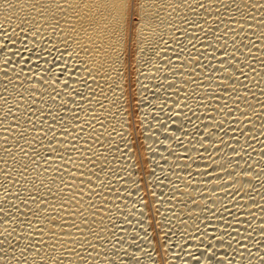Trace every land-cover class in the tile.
<instances>
[{
	"label": "bare ground",
	"instance_id": "6f19581e",
	"mask_svg": "<svg viewBox=\"0 0 264 264\" xmlns=\"http://www.w3.org/2000/svg\"><path fill=\"white\" fill-rule=\"evenodd\" d=\"M0 264H264V0H0Z\"/></svg>",
	"mask_w": 264,
	"mask_h": 264
}]
</instances>
